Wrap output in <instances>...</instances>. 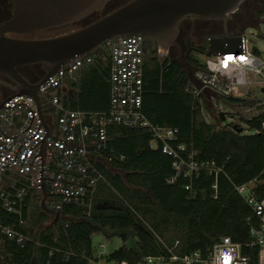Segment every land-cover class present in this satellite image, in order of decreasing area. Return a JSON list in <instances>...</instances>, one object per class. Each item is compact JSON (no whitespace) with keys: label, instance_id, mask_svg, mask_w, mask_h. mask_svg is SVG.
<instances>
[{"label":"trees","instance_id":"1","mask_svg":"<svg viewBox=\"0 0 264 264\" xmlns=\"http://www.w3.org/2000/svg\"><path fill=\"white\" fill-rule=\"evenodd\" d=\"M96 14L76 25L81 28L104 16ZM257 14L264 15V5ZM233 21L234 18L230 25ZM200 49L204 54L208 48L204 45ZM147 51L144 115L156 126L177 127V143H193L200 160L215 161L222 169L218 177L201 172L191 180L182 177L169 184L168 179L175 174L173 158L150 146V130L113 126L109 128V146L115 152L114 172L102 168L111 185L102 183L92 216H84L81 208L70 207L64 210L69 226H51L52 217L39 204L30 205L26 209L28 225L22 230L40 244L29 242L20 247L14 241H3L0 264H89L95 257L92 236L97 233L107 238L119 237L124 242L106 261L126 260L130 264H139L144 257L164 251L161 239L172 229L179 233L182 253L206 251L226 236L238 243L251 241V229L257 225V219L235 187L258 179L259 193L264 196V107L258 105L261 113L244 119L247 134L233 130L234 124L208 123L203 116V96L195 97L186 91L190 81L187 65L172 54L160 58L148 39ZM187 60L191 73L201 67L195 54H188ZM76 87V93L67 101L71 108L108 110L109 59L98 57L95 63L86 65ZM216 96L231 106L258 104L256 99ZM189 185L191 190L186 189ZM104 204L117 208H103ZM0 221L10 223L14 218L0 211ZM244 253L250 254L248 249Z\"/></svg>","mask_w":264,"mask_h":264},{"label":"built area","instance_id":"2","mask_svg":"<svg viewBox=\"0 0 264 264\" xmlns=\"http://www.w3.org/2000/svg\"><path fill=\"white\" fill-rule=\"evenodd\" d=\"M237 35L245 37V52L206 56V62L191 73L193 80L186 89L189 94L199 97L212 92L244 98L252 91L264 94V55L250 49L244 31ZM160 46L158 55L163 59L170 47L163 45L162 51ZM98 52L96 57L93 53L76 56L39 87L37 97L16 95L0 83V211L14 218L10 223L0 221V244L5 240L20 247L29 242L40 244L22 229L28 225L26 209L37 203L42 210L45 192L46 207L60 214L55 224L69 226L64 210L70 207L92 216L102 183L111 185L102 168L114 172L115 152L109 146V128L113 126L150 130V146L173 158L175 174L168 179L169 184L182 177L191 180L201 172L217 178L222 171L215 161L200 160L193 143H177V127L156 126L144 115L145 37L114 38L103 43V50ZM105 56L109 59L110 108H71L67 101L76 93L84 67ZM258 105L264 107V99L258 100ZM260 184L254 179L235 187L257 219L248 243L226 236L206 251L182 253L178 239L172 245L164 243V251L144 257L139 264H264V196L259 193ZM214 188L217 190V184ZM186 189L191 190L190 185ZM50 216L53 221L54 215ZM245 249L250 254H245ZM101 257L95 255L89 264H130L126 260L101 263Z\"/></svg>","mask_w":264,"mask_h":264},{"label":"water","instance_id":"3","mask_svg":"<svg viewBox=\"0 0 264 264\" xmlns=\"http://www.w3.org/2000/svg\"><path fill=\"white\" fill-rule=\"evenodd\" d=\"M12 17L0 24V83L16 95L37 97L39 87L76 56L84 57L103 50V43L114 38L143 36L150 40L152 50L158 44L177 46L179 24L188 17L217 20L224 24V35L210 38L205 56L245 52V37L231 35L228 22L247 0H129L92 23L72 32L47 38L21 37L34 32L54 30L79 23L106 9L112 0H12ZM17 35L18 37L11 36ZM190 80L191 65L187 60ZM40 64L44 74L37 82L28 81L18 70ZM222 115L224 113H221ZM243 133L244 127L233 125ZM41 202L42 210L54 215L53 226L60 214ZM103 208H117L104 204Z\"/></svg>","mask_w":264,"mask_h":264},{"label":"rangeland","instance_id":"4","mask_svg":"<svg viewBox=\"0 0 264 264\" xmlns=\"http://www.w3.org/2000/svg\"><path fill=\"white\" fill-rule=\"evenodd\" d=\"M5 1L0 0V8L4 6ZM126 0H114L112 1L105 10L98 12L96 16L100 17L114 10ZM10 2V1H9ZM264 5V0H247L245 1L240 9L234 14V21L231 23L230 27L235 33L244 31L245 35L249 39V47L251 50L257 49L264 55V16H259L257 11L261 10ZM12 5H10L11 9ZM7 8V7H6ZM237 25V26H236ZM244 30H242V28ZM79 28V25H70L54 30L48 31H40L29 34L28 38H47L62 35L65 33L72 32ZM195 41L200 46L205 45V38L203 36H197ZM160 48L164 49V46L161 45ZM158 49V48H157ZM100 54V52H94L93 55L96 57ZM159 54V51H158ZM172 54V56H179L177 52H173L171 49L168 51V55ZM160 56V55H158ZM184 54H182L181 58L184 59ZM162 58V57H160ZM196 58L203 64L206 62V56L203 53H197ZM249 97V96H248ZM246 97V98H248ZM244 98V97H239ZM250 99L255 98L256 100L262 101L264 99V94L261 92H254L250 94ZM248 98V99H249ZM203 107V116L208 123H216L218 125H229V124H238L243 127H246L245 120L251 119L261 113V110L258 108V104L254 106H231L220 101L216 94L212 92H208L203 96L202 103ZM211 110L209 112L208 109ZM221 113H224L223 115ZM224 120V121H223ZM223 121V123H221ZM247 132H243V134H247ZM178 231L172 229L166 233V237H163L162 242L168 244L172 240L179 239ZM171 237V238H169ZM92 245L95 251L96 256L102 255L100 261L104 263L105 258L110 256L114 251L119 250L124 242L119 237L107 238L102 233H97L92 236ZM103 247H102V246Z\"/></svg>","mask_w":264,"mask_h":264},{"label":"flooded vegetation","instance_id":"5","mask_svg":"<svg viewBox=\"0 0 264 264\" xmlns=\"http://www.w3.org/2000/svg\"><path fill=\"white\" fill-rule=\"evenodd\" d=\"M127 1L129 0H126L124 3H126ZM10 5H12L11 9H10ZM12 8H13V1L12 0H7V2L5 1L4 6L0 8V24H3L12 17ZM232 20L228 22L227 27L229 33L231 35H234L235 31H233L230 27V22ZM10 35L18 37L17 35L14 34H10ZM28 35L29 34H26L21 37H27ZM199 35L205 38V43H206L205 45H207L208 48V41L210 38L224 35V24L222 21H217V20H203V19L188 17L179 24V35H178L177 43L179 44L181 51L176 45L171 46L170 49L173 52L177 51L178 54L181 53L184 54L185 56L190 53L195 55L197 53H201L202 51L200 47L202 46L197 44V42L195 41L196 37ZM159 45L160 44H158V46ZM18 69L21 71L23 75H25L32 81L35 80L38 81L44 74L43 67L40 64L22 66Z\"/></svg>","mask_w":264,"mask_h":264}]
</instances>
